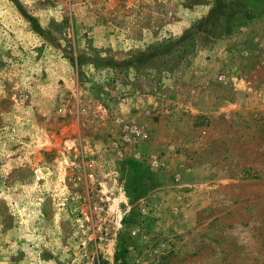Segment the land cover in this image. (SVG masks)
Wrapping results in <instances>:
<instances>
[{
	"label": "rangeland",
	"instance_id": "374dc122",
	"mask_svg": "<svg viewBox=\"0 0 264 264\" xmlns=\"http://www.w3.org/2000/svg\"><path fill=\"white\" fill-rule=\"evenodd\" d=\"M0 264H264V0H0Z\"/></svg>",
	"mask_w": 264,
	"mask_h": 264
}]
</instances>
